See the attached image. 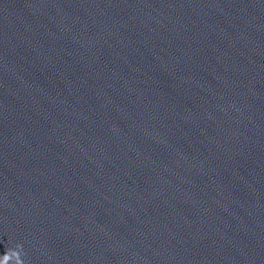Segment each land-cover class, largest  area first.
<instances>
[{"label":"clouds","instance_id":"9594fccd","mask_svg":"<svg viewBox=\"0 0 264 264\" xmlns=\"http://www.w3.org/2000/svg\"><path fill=\"white\" fill-rule=\"evenodd\" d=\"M11 254H15L17 258V264H24V261L22 259L23 248H22V245L20 244H16L14 248L7 249L5 254L2 255L3 260H0V264H7V260L9 259Z\"/></svg>","mask_w":264,"mask_h":264}]
</instances>
